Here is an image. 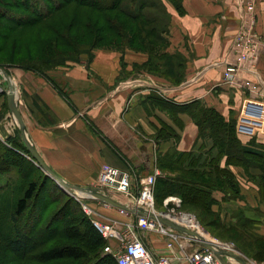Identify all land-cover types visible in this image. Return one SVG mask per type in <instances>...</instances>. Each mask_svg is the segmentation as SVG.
I'll list each match as a JSON object with an SVG mask.
<instances>
[{"label":"crops","instance_id":"obj_1","mask_svg":"<svg viewBox=\"0 0 264 264\" xmlns=\"http://www.w3.org/2000/svg\"><path fill=\"white\" fill-rule=\"evenodd\" d=\"M178 1V10L167 5L171 15L167 53L181 55L187 61L186 78L179 85L161 88V79L147 71L135 72L133 66L142 65L146 60L142 54L126 53L121 58L116 52L96 50L91 57L81 56L77 63L57 67L44 75L12 66L5 72L9 82L0 71L3 89L0 142L8 147L12 143L25 145L7 106L6 95L12 90L23 125L38 155L58 178L73 188L94 189L101 166L108 164L131 173V190L136 193L145 178L154 172L153 152L156 150L163 155L175 149L199 158L200 153L195 154L199 130L184 113L178 115L182 129L174 144L163 140L157 145H141L134 140V135L120 133L123 129H138L145 137H152L155 126L169 124L165 112L150 103L153 87L169 93V100L175 105L199 101L224 118L230 110L239 109L245 99L240 89L222 83L221 62L239 29L241 6L250 0ZM254 2L255 30L264 38V0ZM255 71L264 88V56L256 61ZM121 135L141 146L131 152L118 148ZM15 148L13 150L18 149ZM221 166L226 167L223 161ZM241 189L243 193V187ZM248 191L251 190L245 193ZM251 193L246 196L248 207L251 210L259 207L262 211V205L253 201L254 191ZM112 197L126 205L129 203L123 194ZM91 202L97 210V219L102 222H116L119 229L136 222V214L122 216L118 209L105 207L103 202ZM255 219L257 232L264 236V217ZM139 236L154 257L169 255L165 240L158 234L139 232Z\"/></svg>","mask_w":264,"mask_h":264},{"label":"trees","instance_id":"obj_2","mask_svg":"<svg viewBox=\"0 0 264 264\" xmlns=\"http://www.w3.org/2000/svg\"><path fill=\"white\" fill-rule=\"evenodd\" d=\"M45 1L46 4L44 0H6L4 5L0 4V51L11 37L16 35L15 40H20L15 50L18 55L22 46L23 33L30 29L35 31L33 29L36 28L32 27L39 25L43 27L38 28L39 31L43 30L48 33V39L45 41L47 45L45 53H54L50 59L46 58L47 55L44 58L40 54L36 62H29L30 64L24 65L15 62L17 60L13 64H0V68L4 72L7 68L15 66L44 75L47 71H42L41 67H47L48 64L56 65V67L65 66L69 61L77 63L80 54L90 53L92 49L97 48L104 41H108L112 36L118 39L123 37L130 41L129 35L131 36V34L125 31L129 23L133 24L135 28H145V24H153V20H149L143 13L146 6L143 0L138 6V13L125 9V4L130 2L134 5L140 0ZM21 13L26 15H21ZM68 13L70 17L66 28H61V23L56 19L62 18ZM112 13H116V15L113 16ZM121 18L125 20L123 21ZM151 31L149 32L151 33ZM144 37H147L146 32H144ZM158 40H160L159 37ZM164 60V66L167 68L162 74L172 79L171 75L174 74L176 67L175 57L165 54ZM149 68L150 66H148ZM177 107L184 113L187 112L192 118L198 127L199 139L203 136L213 139L214 145L217 147V154L212 156L208 162V165L210 164L209 171L193 170L191 167L194 161H188L189 169L193 170L195 180L184 182L175 180L166 174L157 176L154 197L159 194L162 197L175 194L181 197L182 203L185 205L198 208L202 204L206 209H209L211 192L224 189L223 187H214L216 182H224L229 191L235 188L232 174L230 175L226 168L219 167L221 159H225V165H231L232 159H238L239 155L248 150L238 144L233 133L235 125L225 122L224 118L215 110L207 108L199 101ZM3 147H1L4 153L2 154L3 158L0 159V175L8 172L11 166H16L23 181L18 187H11L10 180L6 183L0 180V240L2 241H0V264H18L30 257L38 264H51L62 260L84 261V264H105L104 259L97 251L105 246L106 240L84 214L79 216L73 212V209L68 210L62 206L51 214L44 224L43 218L46 210L43 214V211H38L32 217L33 210L30 206H34L38 198L37 183L28 181V176L23 170L24 161L20 154L13 149L5 148L7 146ZM13 147L14 149H16L15 147L21 148L19 144H14ZM189 155L190 152L186 154L173 153L172 155L167 153L161 156L163 157L161 162L166 160L167 164L181 166ZM160 166L162 168V163ZM206 178L211 181H204ZM260 195L263 199L264 194ZM75 217L79 218V222H76ZM1 224L8 226L5 237H1ZM20 226L26 231L23 232L19 228ZM55 241L63 244L61 246L53 245ZM112 261L110 264H116L114 258Z\"/></svg>","mask_w":264,"mask_h":264},{"label":"rangeland","instance_id":"obj_3","mask_svg":"<svg viewBox=\"0 0 264 264\" xmlns=\"http://www.w3.org/2000/svg\"><path fill=\"white\" fill-rule=\"evenodd\" d=\"M145 1V8L143 9V13L149 18V20H153V24H145V28H135V26L131 23L127 25L125 31L129 35V40L126 38L118 39L115 37H110L108 41H104L97 48H94L90 51V53H82L78 56V60L81 56L91 57L93 52L96 50H105L112 51L118 53L121 58L124 57L126 53L133 54H142L146 57L145 62L142 65L133 66V70L135 72H139L140 70L147 71V73L152 76L161 79L159 84L161 88L166 86L174 87L181 83V79L186 78V69H187V61L181 55H171L175 57V71L169 77L163 76L162 73L165 72L166 68L164 66L165 60L164 55L167 53V41H168V33L169 28L171 27V15L169 13L168 6H172L175 9H179V1L178 0H143ZM6 0H0V4L4 5ZM141 0L135 3L134 5L130 2L125 4V9L138 13V6ZM44 3L47 2L44 0ZM70 10V9H69ZM180 11V10H179ZM19 14V13H18ZM21 15H26L21 13ZM59 15V14H58ZM113 16L116 13H112ZM70 14L63 15L62 18L56 19L61 23V28H66V24L69 20ZM22 19V18H20ZM52 20V19H51ZM121 20H125L121 18ZM32 29L23 33L22 38V46L20 48V52L16 54V46L18 45L20 40H15L16 35H13L11 39L7 42L4 48L0 51V64L9 63L13 64L15 62L30 64L36 62L39 58L40 54L42 56H46V58L50 59L53 56V52L45 53L46 40L48 39V33L43 32V30L39 31L38 28H43L41 26H35ZM38 29V30H37ZM150 30L151 33L149 32ZM144 32H146V36L144 37ZM134 34V36H133ZM106 35V34H105ZM158 37L160 40H158ZM50 38V37H49ZM156 38V39H155ZM100 46V47H99ZM16 54V55H15ZM45 54V55H43ZM169 55V54H168ZM30 62V63H29ZM75 63V62H67L65 66ZM180 64V65H179ZM122 67H124L123 62H121ZM178 65V66H177ZM148 66L150 68L148 69ZM58 67V66H57ZM56 65L48 64L47 67H41L43 71H50L57 68ZM62 67V66H59ZM149 71V72H148ZM134 72V71H133ZM223 83V81H222ZM224 85H227L223 83ZM235 88V87H234ZM238 90V89H236ZM169 93L161 92L158 88L153 87L151 90V99L150 103L152 106H156L160 108L168 117L169 124H158L154 128V133L152 137H145L141 130H120L121 134H132L134 135V140L139 144L150 143L156 145L165 140L170 141L173 144L177 142L179 138V131L182 129V121L179 119L178 115L184 113L178 109V105L172 100H169ZM163 96V97H160ZM167 96V99H166ZM162 99V102L159 100ZM164 100V101H163ZM167 100V102H165ZM242 104L235 110H230L228 112L227 117L224 118L225 122L233 123L236 128V124L238 122V118L241 113ZM207 107V106H206ZM211 108V107H207ZM213 109V108H211ZM238 109V112L236 111ZM215 110V109H213ZM216 111V110H215ZM217 112V111H216ZM218 113V112H217ZM219 114V113H218ZM184 115H188V117L192 120L187 112ZM177 119V120H176ZM193 121V120H192ZM194 122V121H193ZM196 125V124H195ZM235 138L238 140V144L243 148H246L248 151H244L243 154L238 156V159H232L231 165H226V170L229 172L233 179V183L235 188L229 191L227 185L221 183L220 181L216 182L214 187H223V190H214L211 192V198L209 202V209H206L202 204L198 206V208H194L193 206L185 205L182 203V199L179 195H170L167 197H162L160 194L154 197L155 208L158 211H166V208L175 209L174 204L171 202L167 206L164 205V200L168 198H178L180 199V204L175 209L176 213L182 216H189L195 222H197L200 228L205 231L209 236L213 239L219 240L222 243H227L236 250L240 254V256L246 261L247 264H264V236L260 235L257 231V224L255 220H259L264 217V197L261 198V193L264 194V135H255L254 137H242L236 133V130L233 131ZM149 138V139H147ZM119 145L118 148L122 150H129L127 152H131L136 147H140L139 145H135L131 142V138H128L126 135H121L119 137ZM23 144V143H22ZM1 145L5 146L3 142ZM0 145V159L3 158L4 151L2 150ZM12 146V147H11ZM14 144L12 143L10 147L14 149ZM4 148V147H3ZM19 149V150H18ZM15 150L19 152L20 156L23 158L24 173L28 176V181H36L37 183V192L38 198L34 203V206H30L33 210L32 217L36 212H42L44 214L43 224L48 220V217L56 212L58 208L64 207L68 210L73 209V212L82 215L81 204L79 202V197H76L74 193H82L76 189L68 190L67 188L62 187L60 184L56 183L54 180L49 177H45L44 172L36 165V163L31 159L29 152L26 150V145H22L21 148ZM23 149V150H22ZM125 150V151H126ZM138 150H134L137 152ZM172 155L173 153H178L175 149L166 152L165 154ZM199 154V158H195L192 155L187 156L186 161L181 166H176L173 164H167V162H161L163 159V155H161L157 150L153 152L155 160H154V172L149 175L153 176L155 172H158L159 176L161 174H166L175 180L189 181L195 180L193 170H204L209 171L208 162L210 158L217 154V147H215L213 139L208 136H203L198 140V148L195 150V154ZM7 153L5 152V155ZM120 154V153H119ZM24 155V156H23ZM19 156V155H18ZM193 160L194 163L190 170L188 161ZM198 160V161H197ZM225 163V159L222 158L219 164L220 168L221 162ZM20 162V161H19ZM197 162V163H196ZM162 163V168H161ZM195 164V165H194ZM205 166V168H204ZM234 175V176H233ZM148 176V177H149ZM231 179V178H230ZM0 180L3 182H7L10 180L11 187H18L20 183L22 184L21 175L16 166H11L8 172L0 175ZM204 181H211L209 178L204 179ZM243 187V193L242 188ZM250 189L254 191L255 195H253V201L258 202V204L262 205V211L258 207L257 209H250L247 205V198L249 194H252L251 191L245 193ZM226 190V191H224ZM228 192V193H227ZM118 194V193H113ZM9 195V194H8ZM247 196V198H246ZM89 207L95 209L92 202L88 203ZM233 208V209H232ZM67 210V211H68ZM65 211V210H64ZM62 211V214H64ZM243 211V212H242ZM256 212V213H255ZM248 216V217H246ZM59 218V217H58ZM76 222H79V218H74ZM251 223H248V222ZM91 223V222H90ZM23 232L26 231L22 226L19 227ZM8 226L6 224H1V237H5L7 235ZM1 241V240H0ZM2 242V241H1ZM63 243L59 241L53 242V245L61 246ZM112 244V242H111ZM108 245L106 241L105 246ZM105 246L98 249L99 255L105 261V264L112 263V257L108 253L104 252ZM105 253V254H104ZM112 258V259H111ZM84 261H72V260H62L57 261L51 264H84ZM18 264H38L27 258L23 261L18 262ZM232 264H238L233 260Z\"/></svg>","mask_w":264,"mask_h":264},{"label":"built area","instance_id":"obj_4","mask_svg":"<svg viewBox=\"0 0 264 264\" xmlns=\"http://www.w3.org/2000/svg\"><path fill=\"white\" fill-rule=\"evenodd\" d=\"M238 20L239 29L233 37L227 55L221 62L222 81L230 87L240 89L246 95L235 130L239 136L254 137L259 134L264 135V88H262L255 71L256 61L264 56V38L255 30L254 0L241 6ZM1 83L0 77V93L3 92ZM157 176L159 174L155 172L153 176L145 178L140 184L138 192L133 193L130 172L108 164L101 166L98 185L93 190L103 191L111 196L113 193L123 194L129 200L128 206L148 212V216L138 215L134 225L125 224L122 229L116 226V222H102L97 219V210L88 205L89 202L94 201L91 194L74 193L76 197H79L82 213L108 242L104 252L111 255L116 264H224L214 251L205 247L204 244L210 245L218 252H228L240 256L233 246L211 238L192 218L191 224L183 223L181 221L182 214L179 215L175 212L181 202L180 199L168 198L164 200L165 206L172 202L175 209L156 210L154 186ZM103 204L105 207H109V205ZM118 211L122 216L130 215L127 211L120 209ZM159 218L176 225H182L183 228L194 233H197V228H200L208 238L201 236L202 240H197L189 237L161 224L158 221ZM138 231L153 232L162 237L169 255L154 257L142 243ZM224 260L229 261L230 264L233 263L228 258Z\"/></svg>","mask_w":264,"mask_h":264},{"label":"water","instance_id":"obj_5","mask_svg":"<svg viewBox=\"0 0 264 264\" xmlns=\"http://www.w3.org/2000/svg\"><path fill=\"white\" fill-rule=\"evenodd\" d=\"M0 70L3 72L6 81L9 82V78L6 75V73L4 72V70L2 68H0ZM7 106H8V110L9 113L12 116L13 121L15 122L17 129L19 130V132L21 133L27 151L29 152L31 159L36 163V165L44 172L45 176L49 177L50 179L54 180L56 183L60 184L62 187L67 188L68 190H79L83 193H89L92 195V199L103 202L111 207H114L116 209H120L123 211H127L129 213H133L136 215H140V216H148V212L146 211H140L137 210L135 208H132L126 204H122L120 202H118L117 200H115L110 194L105 193L103 191H97V190H91V189H80V188H73L72 186L66 184L65 182H63L60 178H58L53 171L48 168L46 166V164L43 162V160L40 158V156L38 155L37 151L35 150L34 146L32 145V143L30 142L29 136L26 132V129L23 125L22 119L20 117L19 114V110L17 107V104L15 102V93L10 90L7 95ZM158 221L165 225L168 226L170 228H173L175 230H177L180 233H183L189 237L195 238L197 240H202V237L200 235H198L197 233L191 232L188 229H185L179 225H176L172 222H169L165 219L159 218ZM205 232V231H204ZM205 247L209 248L210 250L214 251V253L224 262V264H230V262L228 261H224V259L228 258L230 260H235L238 264H247L246 261L238 255H234L232 253H228V252H218L216 250H214L210 245L208 244H204Z\"/></svg>","mask_w":264,"mask_h":264},{"label":"bare ground","instance_id":"obj_6","mask_svg":"<svg viewBox=\"0 0 264 264\" xmlns=\"http://www.w3.org/2000/svg\"><path fill=\"white\" fill-rule=\"evenodd\" d=\"M177 120V119H176ZM186 159V158H185ZM198 161V160H197ZM197 163V162H196ZM211 163V162H210ZM195 165V164H194ZM234 176V175H233ZM166 177V176H165ZM167 178V177H166ZM119 202V201H118ZM120 203H122V202H120ZM122 204H124V203H122ZM233 209V208H232ZM243 212V211H242ZM84 219V218H83ZM181 221L183 222V223H187V224H191L192 223V221H191V217H189V216H182L181 217ZM178 225V224H177ZM179 226H181V227H183L182 225H179ZM196 228V227H195ZM197 233H198V235H200V236H202L203 238H208L207 237V235L206 234H204L203 232H202V230L200 229V228H197ZM105 254V253H104ZM112 259V258H111ZM224 261H226V260H224ZM231 261H233V260H231ZM235 261V260H234ZM229 262V261H228ZM229 264V263H228Z\"/></svg>","mask_w":264,"mask_h":264}]
</instances>
